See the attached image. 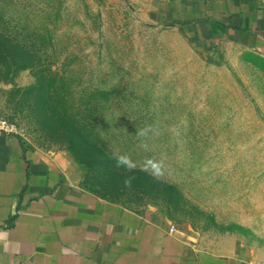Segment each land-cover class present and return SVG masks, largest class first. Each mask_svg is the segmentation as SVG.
I'll return each instance as SVG.
<instances>
[{
	"label": "rangeland",
	"instance_id": "1",
	"mask_svg": "<svg viewBox=\"0 0 264 264\" xmlns=\"http://www.w3.org/2000/svg\"><path fill=\"white\" fill-rule=\"evenodd\" d=\"M168 1L0 0V124L94 195L163 214L207 248L256 249L264 57L161 17ZM149 158L163 176L142 170Z\"/></svg>",
	"mask_w": 264,
	"mask_h": 264
},
{
	"label": "crops",
	"instance_id": "2",
	"mask_svg": "<svg viewBox=\"0 0 264 264\" xmlns=\"http://www.w3.org/2000/svg\"><path fill=\"white\" fill-rule=\"evenodd\" d=\"M167 4L173 12L161 17L207 25L216 40L240 38L264 57V0ZM63 166L0 129V264H264V241L256 249L207 248L163 214L90 193Z\"/></svg>",
	"mask_w": 264,
	"mask_h": 264
},
{
	"label": "clouds",
	"instance_id": "3",
	"mask_svg": "<svg viewBox=\"0 0 264 264\" xmlns=\"http://www.w3.org/2000/svg\"><path fill=\"white\" fill-rule=\"evenodd\" d=\"M151 130L152 129L150 127L146 128L139 132L138 135L145 137ZM141 147L145 150L148 149L147 144H141ZM114 158L116 160L117 167H124L128 171H132L137 167L136 163L131 159V157L126 154H114ZM142 170L145 172H150V174L155 177H161L164 175V162L163 160H156L153 158L146 159L142 165ZM135 179L136 178L134 176L126 177L123 181L124 186L126 188H131Z\"/></svg>",
	"mask_w": 264,
	"mask_h": 264
},
{
	"label": "built area",
	"instance_id": "4",
	"mask_svg": "<svg viewBox=\"0 0 264 264\" xmlns=\"http://www.w3.org/2000/svg\"><path fill=\"white\" fill-rule=\"evenodd\" d=\"M10 126H4V125H1L0 124V129H3V130H6V131H8V132H13L12 130H11V128H9ZM13 129V128H12ZM259 264V263H258Z\"/></svg>",
	"mask_w": 264,
	"mask_h": 264
}]
</instances>
